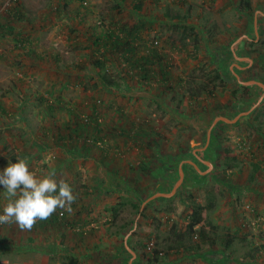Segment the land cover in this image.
I'll return each mask as SVG.
<instances>
[{
    "label": "rangeland",
    "instance_id": "rangeland-1",
    "mask_svg": "<svg viewBox=\"0 0 264 264\" xmlns=\"http://www.w3.org/2000/svg\"><path fill=\"white\" fill-rule=\"evenodd\" d=\"M86 1L87 21L101 18V15L106 21H111L109 13H105L119 0ZM7 2L2 3L1 7L4 8ZM59 2L55 0L54 3ZM247 2L250 7L246 5ZM50 3L51 0H43L41 6H32L35 8L32 11L38 15L43 10L46 13ZM122 5V14L118 18L121 17L128 24L137 23L139 18H155L152 21L155 31L150 32V40L152 35L161 38L159 46L168 54L171 62L167 70L173 84L178 77H182L185 84L180 92L165 91L159 81L147 87L133 86L128 81H121L126 78L121 77L125 71L119 75L110 72L116 86L108 92L104 90L99 71L89 64L88 55L72 48L58 61L57 53L46 47L43 62H46L47 68L61 64L64 72L77 77L76 81L81 79L80 73L86 79L70 87L66 98L100 101L98 107L103 115V125L99 131L84 133L78 143L70 146V149H74L71 158L75 161H99L105 165L103 170L106 172L108 163H111L114 169L112 181L104 179L97 184L89 182L79 173L68 181L61 175L57 181L67 182L76 196L73 211L57 210L48 221H37L28 231L34 234V237H28L32 241L16 242L19 247H14L12 251L2 252L0 246V264H23L24 260L33 258V255L21 253L31 252L33 250L25 249L42 244L37 242L40 238H36V235L42 236L45 245L55 246L51 264H67L72 255L78 259L86 256L87 262L83 264H152L147 258L137 253L134 257L129 252L128 248L133 250L131 236L135 233L146 237L151 235L147 239L146 253L151 255L155 249L160 250L164 256L160 264H264V89L248 87L244 94L240 88L241 82L250 79L264 84V0H246L244 3L242 0H144L137 12L132 0H126ZM70 8L53 7L55 14L52 19L55 16L58 17L55 18L58 25L63 22L67 24L70 22ZM178 15L183 20L179 27H175L173 24L179 21L174 18ZM19 16H33L23 0L11 18ZM51 22L37 29L44 33L43 44L47 46L53 36L61 33L62 28L56 30V25ZM27 27L31 28L30 23L25 25V29ZM245 34L249 37L240 41ZM64 35H67L66 30ZM55 39L54 48L66 51L62 40L58 37ZM2 50L5 56L0 57V77L9 74L7 63L12 62L10 69L18 68V64L22 63L21 55L25 54L16 51L20 57L16 58L11 55L12 47ZM231 51L237 57L241 54L252 56L255 60L253 69L240 75L238 68L233 66L240 64V61L234 59ZM65 66L69 67L68 70L64 69ZM218 74L220 79H217ZM15 76L17 78L18 75ZM30 82L18 88L22 94H27L26 98L18 94L17 98L14 94H7L8 98H4L7 104H15L14 108L8 109L9 112L14 110L18 114V110L24 111L28 119H16L12 127L6 125V129L0 128V170L8 165L9 160L18 162L19 157L26 159L30 169L38 176H43L45 174L40 172L39 166L44 159L43 154L47 152L40 149L43 135L36 113L42 112L41 106L46 112L53 111V108L49 109L35 96L32 98L31 94L38 92L45 98H56L57 94L54 88H38L37 81L31 79ZM203 86H206L207 93L202 92ZM4 90L1 88V97L6 96ZM194 90H197L198 96L193 98L191 93ZM236 91L238 93L234 94ZM51 100L48 99L49 103H52ZM76 104L74 108L82 116L92 111L91 103ZM220 118L237 120L229 124L220 121ZM216 120L219 121L214 124ZM92 133H97V138H102L103 144L96 146ZM251 133H254V141L249 138ZM49 135L51 139V133ZM107 137L110 139L104 141ZM87 138L90 139L85 142ZM106 142L122 144L124 148L134 145L138 149L144 147L150 150L148 155L143 153L141 159L138 155L137 160H141V163H136L138 166L135 169L130 167V173L122 169L123 162L118 157L120 152H115L117 155L112 153L110 158L104 154L103 149L109 144ZM129 154L134 156L132 151ZM204 162L213 164V167ZM181 174L183 181L172 197H159L147 202L157 194H171ZM0 191L3 189L0 188ZM85 193L96 198L91 200L94 204L89 197H82ZM85 202L108 213L103 216L104 226L99 229L87 228L89 220H86V223L72 230V236L66 235L65 225L76 224L75 210ZM195 204H204L207 208L203 216L209 236L206 240L210 238L211 245L207 247L206 244L203 249L197 248L201 238H196L188 230L189 217ZM134 206H138L139 210ZM114 208H118V217L113 212ZM72 217L73 221L70 219ZM86 218L90 219L91 213ZM12 223L0 224V228H7ZM125 224L130 225L126 228ZM68 237L72 238L74 247L65 246ZM2 241L5 243V240ZM25 244L30 246L22 247ZM168 246L174 249L170 250ZM99 250L101 253L97 252ZM34 259L37 261V257Z\"/></svg>",
    "mask_w": 264,
    "mask_h": 264
},
{
    "label": "crops",
    "instance_id": "crops-1",
    "mask_svg": "<svg viewBox=\"0 0 264 264\" xmlns=\"http://www.w3.org/2000/svg\"><path fill=\"white\" fill-rule=\"evenodd\" d=\"M5 1L6 0H0V57L5 56L2 48L7 49V48L12 47L13 51H11V55L16 56V58H20L18 53L25 52V54H23V56L21 55L22 63L18 64V68H15L14 66H13L14 68H11V69L9 68V65H12V62L10 59L9 62L11 63H7L8 67L6 68L9 74H6L5 76L0 77V94H1V88H5L4 93L6 95L5 97L0 96V119L1 117L3 118L0 120V128L4 127L6 129L7 128L6 125H8L9 128L12 127V124L16 119H21V121H23L24 119H28V116H27L28 114H26L24 111L20 112L18 110V114L13 112L14 110H11L12 112H9L8 109L12 107L14 108L15 104L14 103H11L13 105L7 104L8 102L5 101L4 98L6 97L8 98L10 94H14L16 98H17L16 94L20 96L22 95L23 97L25 96L26 98L27 94L25 95L22 94V91L18 90V88L23 87L22 85H29L30 83H32L30 82L31 79L33 82L37 81L36 87L38 88L42 86L45 88L48 87L47 88L48 90L54 88L55 93L57 94L56 98H45L40 93L34 92V91L31 94V97L34 98L35 96V99L38 98L39 96L40 98L42 97L45 98V101H47L48 99H52L51 101L54 104L53 111L46 112L44 107L41 106L42 112L36 113L38 121L41 122L40 130L43 135V142H40V149L41 151L45 150L47 152L43 154L44 159L41 160V166H39L40 172L43 171V174L46 175L54 171L55 178L57 180H59L60 176L63 175L64 177H66L68 181H71L79 173L82 177L87 178L89 182L91 181L97 184L100 183L101 181H104V179L112 181L111 173L113 174L114 169L112 168L111 163H108L107 172H110L108 174L105 170H103L105 165L101 164L99 161L98 162L94 160L75 161L73 158H71L72 148L70 149V146L74 142L78 143V140H79L78 139L77 141H74L73 139L69 137V134L71 132H74V130L72 129L74 128L73 124H75V120H74L75 119L74 118L75 108L74 107L77 105L76 103L78 102L80 103L85 102V105H87L89 101H87L88 99L84 101V99L82 98L79 100L72 98L73 100H71L70 98H66V96L70 92V87H73L76 83L78 84L79 81L82 83L86 79L84 78L82 73H80L81 79L76 81L77 77L70 75L68 72H64L61 64H56L55 66H53L52 69H49L46 67L48 66L46 62H43L44 59L46 58L44 57L46 47L57 53L58 61L62 60V58L64 57V54H69L68 51L69 50L71 51L72 48L79 50V52L84 53L85 55H88V57L90 58L92 51H95L97 49L96 48L97 45L95 44V42L96 41L104 42V40L108 36L107 34L110 33L111 30L106 32V29L103 27V22L102 21L100 22V18H95L93 21H87L86 19L83 20L80 15L77 16V10H81L83 13L87 14L86 13L87 9H84V7L88 5V2L86 0H58L60 1L59 4L58 3L55 4L54 3L55 0L54 1L51 0V3L48 5L49 11L45 13V10H43V12L39 13L40 15L35 14L32 11V9H35V8H31V7L41 6L43 0H32V1L23 0L24 6H26L31 11V14L33 16L37 15L35 16V18H32L33 16H30V17L23 16V18H20L19 16L16 18H11V16L15 12L6 11L3 8V6L1 7L2 3H4ZM44 5H45V2H44ZM57 6L58 7L63 6L65 8L68 6V7L73 8V10L71 8L69 10L70 11V15H69L70 22H67V24H64L65 22H63V24L60 23L58 25V21L55 20V18H58V17L54 16V19H52L53 14H55L52 11V8L57 7ZM4 11L6 15L4 14ZM141 20L144 23L145 22L150 23L149 27L153 25V28H155L153 24L154 22H152V21H155V18H148V19L139 18L137 23L135 22L134 24H128L123 19L121 22L128 26L132 25L130 27H135V25H137L138 23L139 24L141 23L140 22ZM48 22H51L53 25H56L54 26L56 30L58 27H62V28L60 29L61 33L59 32L58 35H56L55 37L53 36L54 38L52 37L50 39L48 46H47L43 44L44 33L38 30H40V28L43 27L42 25ZM107 22L109 23L110 21H107ZM29 23H30L31 28L27 27L25 29V25ZM256 23H257V18H256L255 24ZM39 24H41L40 27H38ZM69 24H70V27H67V25ZM107 28H109V24ZM64 29L67 31L66 36L64 35L65 34ZM151 31L143 32L144 34L143 37L146 38L147 41L149 39V34ZM57 37L60 38L62 40L61 43H63L66 46V49H65L66 51H61V49L57 51L56 48H54V44L56 43L55 41L57 40L55 38ZM248 37L249 36L245 34L239 40L243 41V40H246L245 38H248ZM257 41L258 39L256 40V42ZM80 46L82 47V49L80 48ZM148 46H152V44L149 43ZM234 48H235V45L232 47V50ZM16 51L18 53H16ZM231 52H232V55H234V59L237 62L240 61L239 62L240 64L233 65L236 68H238V70L240 71L239 73L240 75H242V73H245V72L247 73L251 71V69H253L255 60L252 56H248L247 54L245 55L241 54L240 57H237L234 51H231ZM115 53L116 52H113V53L111 52L109 56L110 59L108 60V63H107L108 66L103 70V73H105L106 71L107 72L109 71V72L117 73L119 75L121 71H125L124 74H121V77L126 76V78H123L124 80H121V81H126V82L128 81L133 86L136 85V86L147 87V86H152L155 83H157L156 81H154L155 79L153 78L145 79L142 76H135L134 78H131L130 76H127L126 75L128 72L127 64H125L124 60L121 61V59H119L120 57H116L117 53L116 54ZM137 54L139 57H141L146 54L149 55V51L144 50V52L140 51ZM1 59H4V58L2 57ZM86 60H87V57H86ZM89 64H90V59H89ZM68 68H69L68 66L64 67L65 70H68ZM146 68H148L149 70H154V69L159 70L158 65H156V63L154 64V62L148 63V66ZM139 69H140L139 72H142V68H139ZM97 70L100 71L99 69ZM220 71L222 73L221 69ZM75 73H77V70H75ZM15 74L18 75L17 78ZM230 75L231 77H233L231 73ZM110 78L111 80L112 79L114 80L113 76H111ZM237 78L240 81V78L239 77ZM233 79L234 78H232V80ZM249 81L257 82L254 79L253 80L250 79L248 80V82ZM20 83L21 85H19ZM104 83L105 82H102L103 86H105L106 84ZM258 83H262V82H258ZM240 84L242 85V82ZM113 85L115 84L113 83ZM242 86L255 87V88L262 87L257 83L251 84L249 86H245V85H242ZM108 92L110 91L108 90ZM262 99L263 97L260 99V101ZM44 105H47V104H44ZM81 117L84 118L85 116H81ZM53 120L56 123L53 122ZM1 121H5V122H1ZM50 133L52 135L51 139L49 135ZM109 139L110 138L107 137V139H105L104 141H108ZM106 143H109V144H107V146L103 149V152L105 153V155L110 158L112 157L111 152L114 153L115 155H117L115 152H120L118 157H121V159L119 160L123 162L122 169L127 170V172L128 170L130 171V167H134L135 169L137 168L138 164L141 163V160H137L138 155H139V159H141L143 157V153H145V155H148V151L150 150L149 148L145 149L144 147L142 149H138V147L134 145L131 146V148L129 147L124 148L125 145H122V144L117 145V144H110V142H106ZM131 151L133 152V155H134L133 157H131V154H129V152ZM138 151H140V153H138ZM47 160L51 162H48ZM103 162L105 163L106 161L103 159ZM204 163L207 164L209 162H204ZM48 168H52V169H48ZM130 173H132V171H130ZM119 174L123 175L122 173H119ZM134 174H138V173H134ZM82 197L83 198L89 197V201L91 203H93V201L91 200L96 199V198H93L92 196L87 195L86 193L82 195ZM90 202H85L84 205L81 204L77 207V209L75 210L76 212L74 214V217L76 218L74 219V221L76 224H66L65 225L64 229L66 231V235L69 236L70 234L72 236V230H75L77 227L81 226L83 223H86V220H89V222L87 223V228L93 227L94 229H99L100 226L102 227L104 226L103 216L108 213L104 212V210H101L100 207L91 206ZM7 203H8V199L6 195L2 192V194H0V210H2V208L6 206ZM90 213H91V218L90 219L86 218V215ZM74 217L70 218L71 221H73ZM107 219L105 220L107 221ZM45 221H48V219H46ZM49 225L50 223L48 224V226ZM45 226L48 227L46 224ZM28 231L29 230L20 231L19 228L14 223H12V225H10L7 228H0V235H1L0 244H2L0 246H1V249L3 248L2 252H8L9 250L12 251L14 247H19L18 245H16V242H19L20 244L22 243L21 241L30 240L28 239V237L30 236L34 237V234L29 233ZM263 231H264V228H263ZM36 238H40L37 240V242H41L42 244H39V245L35 244V247L33 249H25V250H33L31 252L21 253L24 255H33V258H31L30 260L28 261L24 260L23 264H37V263L38 264L40 263L41 264H49V263L51 264L50 258L52 256H55L54 255L55 246L51 244L45 245V241L41 235H36ZM71 239L68 237L67 240L65 241L66 247L75 246V244L72 242ZM2 240H5V243ZM27 246H30V245L25 244L22 247H27ZM46 247H48V249L52 248L53 250L50 251ZM34 251H36V253ZM97 252L101 253L100 250ZM96 254L98 255V253ZM34 257L35 258L37 257V261H34L35 260ZM72 258L76 260L77 264H83L87 262V260H85V258H87L86 256L85 257L81 256L78 259L76 256L72 255ZM263 258H264V252H263ZM69 262L70 260L68 261V263ZM88 262L90 263L91 261H88Z\"/></svg>",
    "mask_w": 264,
    "mask_h": 264
},
{
    "label": "trees",
    "instance_id": "trees-1",
    "mask_svg": "<svg viewBox=\"0 0 264 264\" xmlns=\"http://www.w3.org/2000/svg\"><path fill=\"white\" fill-rule=\"evenodd\" d=\"M126 0H119L116 2V5L114 4L113 7H110V10H108V12L105 13V15H107L109 13L110 15V22L108 23L107 20L101 15L100 21L103 22V27L105 28L106 26V32L110 31V33H108L107 38L101 42L96 41L95 44L96 46V50L92 51L91 55H90V63L91 65H93V68L96 70L99 69V75H101V80L102 82H105V86H104V90L106 91H110L111 88H115L116 85H113V79L111 80V76H110V72L106 71L105 73H103V70L108 66V60L110 59L109 56L111 54V52H116V57H120L119 59L124 60L125 64H127L128 66V72H127V76H130L131 78H134L135 76H142L145 79H149V78H153L155 79L154 81H159L158 83L165 88L166 90H174L177 92H180V90L182 89V87L185 84V80L182 77H178V80L175 81L176 83L173 84L172 79L169 75V71L167 70L169 68V64L171 63L168 60L167 57V53H165L164 51H162L160 49V41L161 38L157 37L156 35H152V40H150L151 37H149L148 41L146 40V38H144V31H155L153 28V25H151V27H149L150 23H144L142 20L140 21L141 23L135 25V27H130L128 25L123 24L121 21V17L118 18V16H121L122 12H120L121 10H123V6L122 3L125 4ZM134 3V8L135 11L137 12V9H141L144 0H132ZM153 2H157L158 0H152ZM246 0H242V3H244ZM246 5L248 7H250V4L247 2ZM84 7V6H83ZM85 9V7H84ZM87 9V8H86ZM80 15L82 17V19H86L87 20V16L85 13H83L81 10H77V16ZM175 20L178 19L179 22H177V24H173L176 25L175 27H179V24L181 23V21L183 20V18H181L179 15L177 18H174ZM112 22V23H111ZM109 24V28L108 24ZM116 30V32H115ZM103 35V34H101ZM101 39V38H100ZM152 44V46H148V44ZM165 48H167V45H165ZM164 48V49H165ZM112 50V51H111ZM149 51V55H143L141 57L138 56L137 53H139L140 51ZM115 57V56H114ZM120 61V63H121ZM154 62V64L156 63V65H158L159 67V73L156 69L154 70H149L148 68H146L148 66V63ZM263 67H264V62H263ZM139 68H142V72H139ZM160 77V79L157 80V78ZM220 75H217V79H220ZM222 81V80H221ZM80 82V81H79ZM224 82V81H222ZM81 83V82H80ZM240 88L243 89V93L245 94V89H248V87H244L241 86ZM202 92L203 93H207V88L206 86H203L202 88ZM197 90H194L191 95H194L193 98L195 96H198V93L196 92ZM209 93V92H208ZM238 91H236L234 94H237ZM176 96H174L173 98H175ZM38 99L41 101V103L47 104L49 109L54 108V104L49 103V101H45V98H40V96L38 97ZM89 103H91L92 106V111L86 115L84 118H82L81 113L78 112L76 109H74L75 111V124H73L74 128H72L74 130V132H71L69 134V137L71 139H73L74 141H77L78 139H80L81 135H85L86 133H89L91 131H99L101 126L103 125L102 120H103V115L98 107V104L100 103V101L98 100H92L89 101ZM224 124V123H223ZM74 133V134H73ZM85 133V134H84ZM93 134V139H96V143H94L96 146L99 144H103L101 143L103 140L102 138H97L98 134L97 133H92ZM249 138L253 139L254 138V133L249 134ZM90 138L85 139V142H88ZM255 139H253L254 141ZM93 141V140H92ZM256 143V142H254ZM105 148V147H104ZM254 148V145L251 147V149ZM74 149L71 150V152ZM262 152L264 153V148L262 149ZM105 154V153H104ZM112 154V152H111ZM261 154V153H260ZM136 209H138V206H134ZM193 212L190 215V221L188 224V230H190V233H194L196 238H201L200 243L198 244L199 246L197 248L199 249H203L205 247V245L208 247H210L211 243H210V238H208L206 240V237L208 236V232L206 229V225H205V220H204V216H203V212L204 210H206L207 208H205L204 204H195L193 207ZM139 210V209H138ZM115 215H119L118 212V208H114ZM138 213L140 214L141 212L138 211ZM144 215V214H143ZM115 216V218H117ZM130 224H125L124 227H128ZM239 233V232H238ZM147 235V234H146ZM151 235L148 234V236H141L138 233H135L131 236V244H132V248L133 251L137 254H139L142 258H147L148 261L152 264H160L164 258V256L162 255V252L160 250H156L154 251L153 254H147L146 253V249L148 248V244H149V240H147L148 238H150ZM168 248L170 250L174 249L173 246H168ZM264 248V246H262V249ZM264 251V249L262 250ZM252 258V257H249ZM67 264H77L76 260L73 259L72 257H70V262Z\"/></svg>",
    "mask_w": 264,
    "mask_h": 264
},
{
    "label": "clouds",
    "instance_id": "clouds-1",
    "mask_svg": "<svg viewBox=\"0 0 264 264\" xmlns=\"http://www.w3.org/2000/svg\"><path fill=\"white\" fill-rule=\"evenodd\" d=\"M0 170V188L8 203L0 210V224L14 222L22 230H31L37 221L48 219L57 210L73 211L76 200L72 187L57 181L55 173L38 176L26 159L17 157Z\"/></svg>",
    "mask_w": 264,
    "mask_h": 264
},
{
    "label": "water",
    "instance_id": "water-1",
    "mask_svg": "<svg viewBox=\"0 0 264 264\" xmlns=\"http://www.w3.org/2000/svg\"><path fill=\"white\" fill-rule=\"evenodd\" d=\"M256 83L259 84L260 86H262V88L264 89V85H263L262 83H258V82H251V81H249V82H242V85L249 86V85H251V84H256ZM219 120H220V121H223V122H225V123L232 124V123H235L237 119H235V120H229V119H226V118H220ZM219 120H216V121L214 122V124H216ZM207 164H208V166H209L210 168L213 167V164H211V163H207ZM181 170H182V169H181ZM183 178H184V176H183V174H181V175H180V180H179V182L177 183V185L175 186V188L173 189V191H172L171 194H157V195L153 196L152 198H150L147 202H150V201H152L153 199H156V198H159V197H164V198L172 197V196L177 192V189L180 187V185H181V183H182V181H183ZM127 248H128V247H127ZM128 250H129V252H130L131 254H133L134 257L136 256V253H135L133 250H131L130 248H128Z\"/></svg>",
    "mask_w": 264,
    "mask_h": 264
},
{
    "label": "built area",
    "instance_id": "built-area-1",
    "mask_svg": "<svg viewBox=\"0 0 264 264\" xmlns=\"http://www.w3.org/2000/svg\"><path fill=\"white\" fill-rule=\"evenodd\" d=\"M21 4V0H8L6 6H4V9L10 11V12H16V7H19ZM64 213H61V216H63Z\"/></svg>",
    "mask_w": 264,
    "mask_h": 264
}]
</instances>
